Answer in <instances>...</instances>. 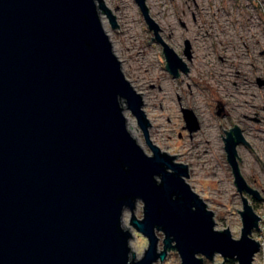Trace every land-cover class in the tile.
I'll return each instance as SVG.
<instances>
[{
  "label": "water",
  "instance_id": "95a60500",
  "mask_svg": "<svg viewBox=\"0 0 264 264\" xmlns=\"http://www.w3.org/2000/svg\"><path fill=\"white\" fill-rule=\"evenodd\" d=\"M135 2L165 68L176 77L187 72L158 36L145 0ZM99 8L118 28L103 0H0V264H161L170 251L180 264L217 255V264H253L261 244L251 234L261 232V219L242 198L238 240L215 230L213 212L186 182L187 165L151 142L142 94L122 72ZM126 109L151 154L130 134ZM181 112L188 132L196 130L194 113ZM223 131L240 198L261 200L237 163V145L249 143L236 125ZM128 211L147 241L141 259L122 225Z\"/></svg>",
  "mask_w": 264,
  "mask_h": 264
},
{
  "label": "rangeland",
  "instance_id": "374dc122",
  "mask_svg": "<svg viewBox=\"0 0 264 264\" xmlns=\"http://www.w3.org/2000/svg\"><path fill=\"white\" fill-rule=\"evenodd\" d=\"M103 4L118 26L112 28L99 8L112 50L126 79L144 96L142 108L151 125V142L187 165L186 182L213 212L215 230L228 229L238 240L242 198L248 200L261 219V232L251 234L262 243L252 263L264 264V0H145L148 15L160 28L158 36L186 63L188 72L177 77L165 68L163 48L135 0H103ZM187 40L191 59L183 55ZM182 108L190 109L199 125L190 133ZM124 115L134 126L139 145L151 154L136 118L127 109ZM235 125L251 147L237 145L239 172L246 185L263 198L258 203L244 193L240 198L234 186L222 138L226 137L223 130ZM142 206L138 202L133 210L138 220L143 216ZM123 214L122 225L133 235L131 252L141 259L147 241L129 224L132 214ZM158 237L161 251L163 235ZM220 262L217 255L203 264ZM161 264H180L179 255L170 251Z\"/></svg>",
  "mask_w": 264,
  "mask_h": 264
},
{
  "label": "bare ground",
  "instance_id": "6f19581e",
  "mask_svg": "<svg viewBox=\"0 0 264 264\" xmlns=\"http://www.w3.org/2000/svg\"><path fill=\"white\" fill-rule=\"evenodd\" d=\"M100 18H101V20H102V25L103 26H105V21H104V19L100 16ZM105 28V27H104ZM106 31V30H105ZM108 35V34H107ZM109 37V36H108ZM135 87V86H134ZM142 98H143V102H144V96L142 95ZM127 126H128V130H129V132H130V134L132 135V137H134L135 139H137V137H135V134L136 133H134V126L132 125V124H128V122H127ZM137 141H138V139H137ZM138 143H139V141H138ZM124 222V221H123Z\"/></svg>",
  "mask_w": 264,
  "mask_h": 264
},
{
  "label": "flooded vegetation",
  "instance_id": "af4514ba",
  "mask_svg": "<svg viewBox=\"0 0 264 264\" xmlns=\"http://www.w3.org/2000/svg\"><path fill=\"white\" fill-rule=\"evenodd\" d=\"M185 42H188V44H189V41L187 40V41H185ZM185 42H184V46H185ZM189 47H190V44H189ZM184 50H185V48H184ZM184 50H183V55L185 56V54H184ZM191 55H192V51H191V47H190V57L188 58V59H191ZM185 58H186V56H185ZM186 68H187V66H186ZM188 69V68H187ZM180 72H184V71H182V70H179V74H180ZM188 72V71H187ZM187 72H184V73H187ZM260 83H263V81H260ZM259 121V119L258 118H255L254 119V121ZM263 198L261 197V200H262ZM255 202H257L258 203V201H256V200H254ZM260 201V200H259Z\"/></svg>",
  "mask_w": 264,
  "mask_h": 264
},
{
  "label": "trees",
  "instance_id": "16d2710c",
  "mask_svg": "<svg viewBox=\"0 0 264 264\" xmlns=\"http://www.w3.org/2000/svg\"><path fill=\"white\" fill-rule=\"evenodd\" d=\"M227 264H235V263H234V261L231 260V261H228Z\"/></svg>",
  "mask_w": 264,
  "mask_h": 264
},
{
  "label": "built area",
  "instance_id": "2783aa9c",
  "mask_svg": "<svg viewBox=\"0 0 264 264\" xmlns=\"http://www.w3.org/2000/svg\"><path fill=\"white\" fill-rule=\"evenodd\" d=\"M260 244H262V243H260Z\"/></svg>",
  "mask_w": 264,
  "mask_h": 264
}]
</instances>
